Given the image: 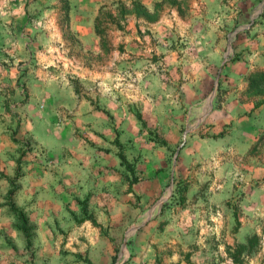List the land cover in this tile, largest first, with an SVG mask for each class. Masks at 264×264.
<instances>
[{
	"label": "rangeland",
	"instance_id": "obj_1",
	"mask_svg": "<svg viewBox=\"0 0 264 264\" xmlns=\"http://www.w3.org/2000/svg\"><path fill=\"white\" fill-rule=\"evenodd\" d=\"M6 7L22 24L0 29V63L13 68L11 119L0 123V264H264V0ZM13 87L44 115L39 134L25 118L12 130ZM88 107L105 124L68 121ZM37 134L45 150L55 136L71 140L62 160L78 175L59 178ZM95 141L107 155L96 193L76 149ZM42 155L45 186L23 194Z\"/></svg>",
	"mask_w": 264,
	"mask_h": 264
},
{
	"label": "crops",
	"instance_id": "obj_2",
	"mask_svg": "<svg viewBox=\"0 0 264 264\" xmlns=\"http://www.w3.org/2000/svg\"><path fill=\"white\" fill-rule=\"evenodd\" d=\"M4 11L1 12L0 14V29L5 30V32L7 33V31L9 30H14L15 28L21 26V22L17 23L15 21L12 20V17L9 15L11 12V8H3ZM2 9V10H3ZM7 15V16H6ZM6 38H9L7 34H5V40ZM4 61V60H2ZM1 61V62H2ZM11 66H3L0 63V123H3V121H9L11 119V117L9 116L8 113H4V111L6 110V104L9 103L7 101V97L10 96V93L7 94V90L4 89L5 86H7V84L11 83L12 86V70L13 68ZM9 69V73L7 72V70ZM44 85V84H43ZM13 96L16 97L17 101L14 103L9 104V107L12 108H17V113L15 111V114L18 115L17 116V121H19V123H16V121H11V127L12 130L14 131V127L21 126L22 125V119L25 118V125H31V130L33 131V129H37V133L39 134V129L40 125H45V117L43 114L39 113V112H35V108L34 106H31V100L30 99H26L25 101H23V93L22 90L18 89L17 87H13ZM12 93V92H11ZM45 85L42 86L41 88V92L38 93V100L39 99H45ZM7 101V102H6ZM58 109L61 108H65V106L62 107H57ZM32 109V111L34 112H30V110ZM85 110L89 111V114H86L85 116L82 115H77L76 117L68 120L69 122H76L78 124H83L86 126H89L91 128V130H95L98 124L101 123L105 124L106 119H103V117H98L97 115H95L92 112L91 107L86 108ZM7 115L9 116L8 120ZM15 116V115H14ZM65 121V122H68ZM94 132V131H92ZM97 132V131H96ZM38 134L35 135H31V142L36 144V148L37 149H42L43 153L45 155H47L48 160H52V162L54 163V169L56 170L55 172H57L61 177V174H71L72 176L78 175V170L74 169L75 167H67L66 168V160H62V150H68L69 147H74L76 145H74L73 143H71V140H65L64 138H59V136H55L53 141V144H48L47 146V150H45V140L44 137L40 138L38 137ZM91 138L93 137V133H91ZM93 141V140H92ZM51 143V142H50ZM100 145L97 141L94 142L93 146H79L76 149L80 150L81 152L77 155V159L81 160V163L84 162L85 164H82V166L86 167L89 166L91 169V175L89 176V188L93 187L95 188V193L97 192V189L100 188L102 190V186L103 184L106 182V179L104 178V172L103 171H99L100 168L98 167V165H105L106 163V159H107V155L104 152L98 151L97 148H100ZM40 153V150H39ZM199 154V153H197ZM45 159V156L42 155V157H37V158H32V164L38 163L37 168H32L30 169V166L27 167L28 171H25V176L23 177V183L21 185V189L23 191V194H27L28 191H33L34 190H40L42 189L45 185V180L46 177L44 175L45 171L43 168L45 167H41L39 165V162ZM57 159V160H56ZM60 160V162H59ZM58 161V162H55ZM43 162V161H42ZM31 170V171H30ZM106 177V176H105ZM37 188V189H36ZM97 195V194H95ZM99 204L101 203L103 205V201H97ZM104 207V205H103ZM101 214L103 215V210L101 211ZM28 217V215H27ZM124 220H122L123 222ZM142 234V233H140ZM139 234V235H140ZM106 250H108L106 253H109V249L106 248Z\"/></svg>",
	"mask_w": 264,
	"mask_h": 264
},
{
	"label": "trees",
	"instance_id": "obj_3",
	"mask_svg": "<svg viewBox=\"0 0 264 264\" xmlns=\"http://www.w3.org/2000/svg\"><path fill=\"white\" fill-rule=\"evenodd\" d=\"M97 20V19H96ZM114 143L115 145L119 146L118 142L116 139H114ZM117 157L119 159V162L120 164H122L126 170H129L130 166L128 164V162L125 160V158L122 156L121 152H118L117 154ZM11 194L12 192L11 191H8L7 192V197L9 199V203H8V206H9V210L16 216V218L20 221V225H19V230L23 233V235L25 236V241L26 243L28 244V238H27V233L29 231V227L26 226V223H27V219H26V216L25 214L21 211V210H18L16 209L12 202L10 201V198H11Z\"/></svg>",
	"mask_w": 264,
	"mask_h": 264
}]
</instances>
